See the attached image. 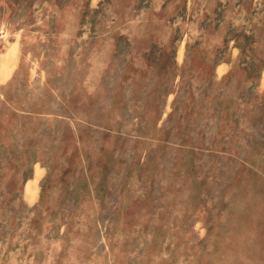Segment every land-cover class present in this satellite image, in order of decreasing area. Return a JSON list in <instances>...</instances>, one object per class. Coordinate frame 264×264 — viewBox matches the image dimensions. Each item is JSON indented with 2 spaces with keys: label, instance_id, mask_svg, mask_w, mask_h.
<instances>
[{
  "label": "rangeland",
  "instance_id": "rangeland-1",
  "mask_svg": "<svg viewBox=\"0 0 264 264\" xmlns=\"http://www.w3.org/2000/svg\"><path fill=\"white\" fill-rule=\"evenodd\" d=\"M0 264H264V0H0Z\"/></svg>",
  "mask_w": 264,
  "mask_h": 264
}]
</instances>
